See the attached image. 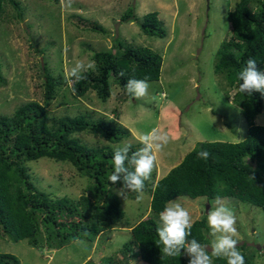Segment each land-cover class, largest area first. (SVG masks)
Listing matches in <instances>:
<instances>
[{
    "label": "rangeland",
    "instance_id": "obj_1",
    "mask_svg": "<svg viewBox=\"0 0 264 264\" xmlns=\"http://www.w3.org/2000/svg\"><path fill=\"white\" fill-rule=\"evenodd\" d=\"M16 1L21 18L9 4L0 18V70L4 79L0 85V115H11L29 101L43 102V62L54 75L62 72L68 79V72L78 61L88 70L87 66L93 64L92 55L111 49L118 38L161 56L160 79L149 82L148 95L127 97L113 87L103 103L94 92L75 98L65 86L47 106L49 118L87 113L92 119L115 118L130 131V137L117 144L90 134L78 135L92 146L114 148L123 142L135 146L141 133L153 128L167 132L169 143L157 153L156 179L177 166L198 143H238L246 138L247 124L230 100L234 90L230 91L222 76L214 72L217 52L231 35L227 13L238 0H210L209 4L206 0H71L70 6L68 0ZM128 10L139 19L158 12L165 35L147 36L133 20L121 21ZM94 23L101 31L92 30ZM255 124L264 125V111L256 117ZM27 167L34 186L52 198L78 199L85 195L88 179L79 176L70 164L41 158L27 163ZM120 188L113 192L116 194ZM132 196V191L127 192L126 199L116 194L127 224L124 221L101 233L92 244L77 240L61 249L47 250L33 248L26 240L14 242L1 232L0 253L14 255L20 264L100 263L111 255L120 259L123 246L131 239L130 228L149 213V196L143 193L140 201ZM179 202L190 211L193 222L206 214V199L181 197ZM220 202L235 214L239 235L234 238L239 251L253 257V264H264V251L256 249L264 246L262 210L229 199ZM208 205V211L217 206L215 201ZM207 228L206 246L211 252L219 233L213 235L208 222ZM132 261L145 264L137 258L129 264Z\"/></svg>",
    "mask_w": 264,
    "mask_h": 264
},
{
    "label": "trees",
    "instance_id": "obj_2",
    "mask_svg": "<svg viewBox=\"0 0 264 264\" xmlns=\"http://www.w3.org/2000/svg\"><path fill=\"white\" fill-rule=\"evenodd\" d=\"M7 4L21 18L16 0H0V18ZM127 20L136 22L144 35L158 38L165 35L158 12L139 19L128 10L121 18L123 22ZM227 20L231 35L217 52L214 72L222 76L230 91L234 90L230 100L247 124L246 138L238 143H198L160 179H156L154 169L143 189L149 196V213L130 228L131 239L123 246L121 258L111 255L100 263L85 264H129L135 258L145 264H189L184 250L177 257L164 255L156 231L159 213L176 198H203L207 204L217 198L229 199L257 207L264 214V125L255 124L256 117L264 111V94L240 93L238 79L250 57L256 59L258 69L264 70V0H238L227 13ZM92 30L101 31V27L94 23ZM112 46L92 55V67L82 72L84 78L78 81L66 79L62 72L54 75L43 62V102L29 101L11 115H0V236L2 232L3 237L14 242L26 240L33 248L57 250L77 240L92 244L101 233L124 221L127 224L125 212L113 192L123 184L113 185L109 181L114 170V148L89 145L78 135L90 134L117 144L128 139L130 131L115 118L92 119L87 113L49 118L47 113V106L65 86L75 98L94 92L105 103L113 87L130 97L125 88L129 79L148 77V82L159 81L162 58L158 53L118 38ZM3 83L0 70V85ZM142 146L140 142L132 145L130 154ZM201 149L211 153L209 159L198 157ZM41 158L70 164L79 176L87 178L85 195L78 199L52 198L37 189L27 163ZM137 195L133 192L132 197ZM207 216L204 214L193 222L189 240L195 238L202 245L208 244ZM241 253L245 264H253V257ZM212 259L213 264H227L224 257ZM0 264L20 262L12 254L0 253Z\"/></svg>",
    "mask_w": 264,
    "mask_h": 264
},
{
    "label": "clouds",
    "instance_id": "obj_3",
    "mask_svg": "<svg viewBox=\"0 0 264 264\" xmlns=\"http://www.w3.org/2000/svg\"><path fill=\"white\" fill-rule=\"evenodd\" d=\"M70 3L71 0H68V6ZM91 67V64L87 66V68ZM86 70L83 62L78 61L67 75L78 81L84 78L82 72ZM148 79V77L129 79L125 85L127 93L137 99L147 96L150 88ZM238 79L241 81L240 93L264 94V70L258 69L255 58L250 57L246 61V67L238 73ZM138 139L143 146L131 154L130 142H123L114 147V170L109 176V181L113 185L122 182L123 187L116 191L118 196L126 199L127 192L132 191L138 193L137 201H140L143 199L145 181L151 178L156 167L157 153L169 143V135L159 128H153L151 131L141 133ZM210 155L211 153L204 149L198 153V157L203 160L209 159ZM130 167L134 170H130ZM179 200L180 198L169 201L159 213L161 226L156 231L163 245L164 255L177 257L184 250L189 257V264H213V257H224L227 264H245V258L237 247L238 240L234 238L239 233L235 214L230 207L222 204L217 198L215 201L217 206L208 211V225L213 235L219 233L211 244V252H209L207 246L202 245L195 238L188 239L191 235L193 220L190 211ZM132 264H135V261H132Z\"/></svg>",
    "mask_w": 264,
    "mask_h": 264
},
{
    "label": "water",
    "instance_id": "obj_4",
    "mask_svg": "<svg viewBox=\"0 0 264 264\" xmlns=\"http://www.w3.org/2000/svg\"><path fill=\"white\" fill-rule=\"evenodd\" d=\"M206 3L209 4V0H206ZM208 209H209V205L207 204V205H206V208H205V213H206V214H208ZM256 249H257L258 251H264V246H262V247H261V246H257Z\"/></svg>",
    "mask_w": 264,
    "mask_h": 264
}]
</instances>
